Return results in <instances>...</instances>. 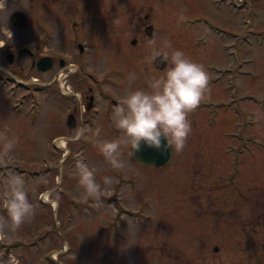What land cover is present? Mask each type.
<instances>
[{"label": "rangeland", "instance_id": "rangeland-1", "mask_svg": "<svg viewBox=\"0 0 264 264\" xmlns=\"http://www.w3.org/2000/svg\"><path fill=\"white\" fill-rule=\"evenodd\" d=\"M14 8L9 0L0 8V41L16 51L28 30L11 27ZM101 11L112 30H100L97 38L111 41L112 58L97 69L109 82L97 94L95 122H83L79 139L74 126L67 128L68 107L58 104L55 92L37 108L32 104L43 96L26 90L25 57L17 76L0 73V131L19 141L0 162V191L18 174L35 207L30 223L0 239V264H235L241 226L264 242V0H103ZM138 23L153 26L144 44ZM152 40L204 65L210 92L189 114L191 134L182 152L172 150L169 165L139 166L124 149L126 167L116 170L101 154L95 129L100 140L119 139L114 107L166 72L157 73L148 60ZM130 73L136 76L131 87ZM66 80L57 81L62 90L73 89V79ZM207 99L221 106L215 116L214 107H204ZM80 162L96 169L101 202L86 198L79 186ZM106 176L110 186L103 184ZM0 214H7L2 196Z\"/></svg>", "mask_w": 264, "mask_h": 264}, {"label": "flooded vegetation", "instance_id": "flooded-vegetation-1", "mask_svg": "<svg viewBox=\"0 0 264 264\" xmlns=\"http://www.w3.org/2000/svg\"><path fill=\"white\" fill-rule=\"evenodd\" d=\"M9 1L15 6L9 16L11 27L15 31L28 30V36L23 46L16 51L12 49L11 43L0 41V73L11 79L17 76L19 71L15 67L19 66L23 70L21 60L25 57L27 62L24 65L28 64V72L31 74L28 76L30 82H28L29 87L26 90L43 96L41 99H34L32 104L35 107L40 106L43 102L49 101L50 94L55 92L58 104L68 107L66 122L70 116L79 139L83 122H95L91 117L97 108V94L100 93L101 87L106 89V84L109 82V74L97 69L99 61L98 65L105 67L112 58L111 41L97 38L100 30L102 33L109 29L112 30L107 28L105 12L101 11L103 10V0H25L24 3L22 0ZM110 10H112L111 7ZM17 12L23 14L24 28L17 27L22 25L19 14L13 21L10 20L11 15ZM147 18V15L144 16V21ZM97 19L103 20L99 28L95 23ZM137 26L138 31L145 35L140 39V43L148 42L154 32L153 26L149 23L146 25L138 23ZM137 42L139 40L133 38L130 44L135 47ZM4 64L10 69H6ZM153 67L157 73H161L166 71L168 64L165 62V66L161 70L155 66L154 61ZM239 70L240 65L238 74ZM34 75L37 76L36 79L32 77ZM63 78L67 79L66 81L72 78L75 87L73 89L66 87L65 91L62 90L57 81ZM54 84H56L55 88H53ZM207 101H205L204 107H214L212 113L215 116L216 112L221 109L220 104H214L215 99ZM215 108L217 109L215 110ZM106 122H111V120L106 119ZM87 129H85V133H90L92 130ZM92 140L94 141L93 138ZM134 162L139 166L147 167L135 160ZM149 168L160 169L163 167L150 166ZM117 190L119 191V189ZM120 200L123 202V199ZM258 243L259 247L257 248ZM235 245L237 254L235 264H259V254L263 257L261 252L264 253V242H257L255 237L248 236L241 226ZM212 249L217 252V247ZM261 262L260 264L264 263Z\"/></svg>", "mask_w": 264, "mask_h": 264}, {"label": "clouds", "instance_id": "clouds-1", "mask_svg": "<svg viewBox=\"0 0 264 264\" xmlns=\"http://www.w3.org/2000/svg\"><path fill=\"white\" fill-rule=\"evenodd\" d=\"M3 7L4 0H0V8ZM150 45L148 60L154 62L160 58L169 65L168 69L159 77H151L147 81V90H130L124 102L114 107L112 121L121 133L119 139L100 140L101 129H95L101 154L116 170L126 167L123 150L127 149L132 157L134 152L141 150L142 144L150 149L182 152L192 131L189 114L210 92V76L204 65L194 62L180 50L169 53L158 49L154 40ZM135 80V74L130 73V87ZM79 135L83 136V131ZM18 142L17 137L9 135V130L0 131V162L15 152ZM77 169L78 183L86 198L101 202L104 188L97 182L96 169L84 162L78 163ZM103 184L110 186L112 178L104 177ZM0 196L7 213L0 214V239H3L30 223L35 216V207L29 200L24 178L18 174L7 177Z\"/></svg>", "mask_w": 264, "mask_h": 264}, {"label": "water", "instance_id": "water-1", "mask_svg": "<svg viewBox=\"0 0 264 264\" xmlns=\"http://www.w3.org/2000/svg\"><path fill=\"white\" fill-rule=\"evenodd\" d=\"M20 15V21H22V25L17 26L18 28H24L25 27V19L23 17V14L17 12L15 14L11 15V21L16 17L17 15ZM155 66L159 69L164 68L165 62H163L160 58H157V61H155ZM67 128H72L74 126L73 122H71V117H68V120L66 122ZM163 143H166L165 141H162ZM132 157L136 162H138L141 165L144 166H154V167H162L167 164H169L171 159V149L167 150H156V149H150L145 146H141V150L139 152H134Z\"/></svg>", "mask_w": 264, "mask_h": 264}, {"label": "bare ground", "instance_id": "bare-ground-1", "mask_svg": "<svg viewBox=\"0 0 264 264\" xmlns=\"http://www.w3.org/2000/svg\"><path fill=\"white\" fill-rule=\"evenodd\" d=\"M60 146L61 147H64V142L61 140V143H60ZM46 199V197H44ZM55 257H52V259H54Z\"/></svg>", "mask_w": 264, "mask_h": 264}]
</instances>
